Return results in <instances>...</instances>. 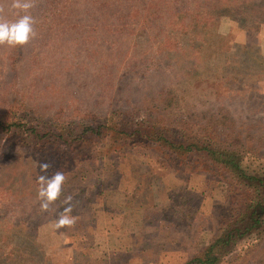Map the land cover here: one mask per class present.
Wrapping results in <instances>:
<instances>
[{
    "label": "rangeland",
    "instance_id": "1",
    "mask_svg": "<svg viewBox=\"0 0 264 264\" xmlns=\"http://www.w3.org/2000/svg\"><path fill=\"white\" fill-rule=\"evenodd\" d=\"M60 1L66 28L43 12L42 0H33L29 11L36 36L24 46H0L1 119L9 121L11 111L25 108L53 124L46 128L55 133L56 126L74 128L72 121L97 123L112 110L141 107L170 87L195 123L203 113L213 117L221 111L238 132L264 138V26L257 33L244 32L223 16L209 27L189 24L186 31L175 32L170 25L178 18L170 19L166 1L146 22L129 19L121 5L99 16L91 5L105 0ZM11 3L0 0V19L18 18ZM166 12L168 19L162 16ZM237 19L249 28L250 15ZM226 41L233 47L224 54L227 60L219 55ZM245 43L254 48H237ZM224 63L241 75L242 82L229 91L214 81L226 75L227 69L219 68ZM245 85L253 89L247 92ZM4 138L0 264H185L216 241H223L215 252L224 264L264 261V215L259 221L250 215L255 203L264 205V190L255 180H235L240 188L228 176L218 180L188 168L173 174V162L164 164L171 160L166 152L127 146L68 170L60 199L42 212L32 174L33 148L18 146L9 134ZM259 153L238 161L248 177L261 180L264 144ZM166 171L173 176L166 177ZM68 196L76 223L56 229Z\"/></svg>",
    "mask_w": 264,
    "mask_h": 264
},
{
    "label": "trees",
    "instance_id": "2",
    "mask_svg": "<svg viewBox=\"0 0 264 264\" xmlns=\"http://www.w3.org/2000/svg\"><path fill=\"white\" fill-rule=\"evenodd\" d=\"M42 1L44 3L43 12L49 14L52 22L59 21L58 25L63 29L66 28L68 19L62 17V13L66 14V11L59 10L61 1ZM135 1L137 0L94 1L91 6L99 16H103L106 10L109 12L110 9H117V6L121 5L123 10L121 13L126 10L129 19L139 21L141 18L142 22H146L157 15L154 14V11L166 4L163 2L166 1L169 3V13L172 14L170 19L178 18V23L170 25L171 30L175 32L186 31L190 27L189 24H193V28L199 26L206 28L223 16L232 18L238 28L244 32L254 30L257 33L259 28L264 26V0H258L257 3L254 2L255 0H138L139 4L134 8ZM169 13L166 12L162 16L167 18ZM240 15H250L251 24L242 20L249 25L248 29L240 25V21L237 19ZM185 21L188 23L185 24ZM224 46L225 49L219 55L227 60L228 57L224 54L230 53L233 47L227 41ZM237 48L246 51L252 50L254 47L245 43L237 45ZM253 55L256 60L260 61L255 50H253ZM219 68L227 69L226 75L214 81L224 90L229 91L230 85L242 82L239 72L227 67L226 63L220 65ZM245 87L247 92L253 89V85L249 87L245 85ZM239 92L240 90H237L236 94ZM179 100V96L173 88H164L155 97L143 101L141 107L112 110L100 117L97 123L85 124L80 121H72L71 126L74 128L56 126L58 131L55 133H51L46 128L50 122H42L36 114L29 115L25 108H20L19 111L10 112L9 121L0 117V142H5L4 136L9 134L11 139L17 141L18 146L33 148L35 167L32 174L34 173L37 183H39L41 175L51 176L56 171H61L67 176L70 174L68 170L70 171L84 161L118 154L130 146L135 149L152 147L160 152H166L165 157L171 160L164 164L173 162L171 166L174 169L173 174H176L181 168H188L187 170H190L191 173H205L218 180L228 176L232 181L234 180L233 184L237 187H240L235 181L237 179L255 180L264 190V179L248 177L238 161L239 157L244 155L257 157L263 154L259 151L264 144V138L259 136L256 139L246 132L244 135L238 132L229 116L221 111H218L213 117L203 113L198 116L195 123L193 117L188 116V113L182 110ZM180 112H182L181 116L178 115ZM3 126L6 127L5 131L2 129ZM2 132H7V134ZM253 142L256 143V147L249 145ZM36 143L39 146L35 145ZM43 163L50 165L46 173L42 172L40 168ZM173 174L166 171L165 176L171 178ZM37 186L40 187V183ZM244 190L247 191V189L242 191ZM253 191L257 192L256 189ZM249 194H251L250 190ZM230 202L235 204L237 200L231 197ZM228 242L230 241H225L226 244ZM221 243L223 241H216L206 253L185 264H224V261L220 260L219 255L215 252L218 251L216 248ZM229 263L241 264V260L240 263L239 259L234 262L230 260ZM259 264H264V261L260 260Z\"/></svg>",
    "mask_w": 264,
    "mask_h": 264
},
{
    "label": "clouds",
    "instance_id": "3",
    "mask_svg": "<svg viewBox=\"0 0 264 264\" xmlns=\"http://www.w3.org/2000/svg\"><path fill=\"white\" fill-rule=\"evenodd\" d=\"M34 6L33 0H12L11 8L17 10L18 18L14 21L0 19V46L18 47L24 46L36 36L34 29L35 20L30 14V9ZM3 8H0V13ZM49 164L40 165L41 171L46 173ZM65 175L61 171H56L51 176L41 175L39 177L40 188L38 190V200L40 201V210L49 212L61 197ZM72 197L65 198L67 206L61 212L55 221V228H71L76 223V218L71 215Z\"/></svg>",
    "mask_w": 264,
    "mask_h": 264
},
{
    "label": "flooded vegetation",
    "instance_id": "4",
    "mask_svg": "<svg viewBox=\"0 0 264 264\" xmlns=\"http://www.w3.org/2000/svg\"><path fill=\"white\" fill-rule=\"evenodd\" d=\"M250 211V215L254 218V221H259L262 215H264V205L261 203H255L253 207L250 208ZM253 225L254 224H251L250 226Z\"/></svg>",
    "mask_w": 264,
    "mask_h": 264
}]
</instances>
